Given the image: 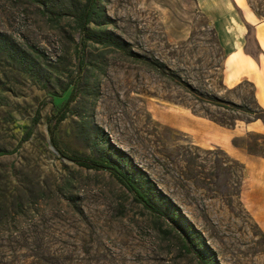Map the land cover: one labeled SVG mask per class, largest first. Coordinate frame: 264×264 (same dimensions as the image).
<instances>
[{
  "label": "rangeland",
  "instance_id": "1",
  "mask_svg": "<svg viewBox=\"0 0 264 264\" xmlns=\"http://www.w3.org/2000/svg\"><path fill=\"white\" fill-rule=\"evenodd\" d=\"M83 2L0 0V264H264L242 165L186 131L264 120L249 84H223L207 18L194 0H97L81 31ZM237 2L264 22V0ZM77 83L55 145L118 166L159 214L51 143ZM233 142L264 156V136Z\"/></svg>",
  "mask_w": 264,
  "mask_h": 264
},
{
  "label": "crops",
  "instance_id": "2",
  "mask_svg": "<svg viewBox=\"0 0 264 264\" xmlns=\"http://www.w3.org/2000/svg\"><path fill=\"white\" fill-rule=\"evenodd\" d=\"M194 4L209 21L224 55L223 84L227 88L249 84L255 104L264 111V22L237 0H194ZM186 126L189 137L200 146H217L242 165V201L264 230V156L233 142L249 134L264 136V120L227 129L190 118Z\"/></svg>",
  "mask_w": 264,
  "mask_h": 264
},
{
  "label": "trees",
  "instance_id": "3",
  "mask_svg": "<svg viewBox=\"0 0 264 264\" xmlns=\"http://www.w3.org/2000/svg\"><path fill=\"white\" fill-rule=\"evenodd\" d=\"M96 2L97 0H84L80 8L76 10L77 21L80 23L79 28L81 31L86 30L87 26L92 23L93 17L95 15ZM115 45L117 47H120V45H118L117 43H115ZM133 56H136V54H133ZM145 62H147L151 66H156L155 63H152L150 61L145 60ZM77 89H78V83L74 86V89L70 94V96L68 97L67 101L63 104V106L57 111V113L52 118L53 123L51 128L49 129V134L51 136V143L55 146L57 152L61 155V157L69 160L78 167L89 170H95V171L104 170L109 172L125 189H127L129 192L133 194L134 199L137 202L141 203L145 208H147L149 211L153 212L154 214H159L158 212L159 210H157L152 205L148 196L145 193H143L135 185V183L132 181L129 175L125 174L118 166L112 164L111 162L105 159H90L78 155H66L55 145L54 137H53L54 131L57 128V126L66 118V114L69 110L70 103L73 102V100L76 98ZM257 108L260 109L258 106ZM260 111L264 113L262 109H260ZM29 135L30 132L27 134L26 137H28ZM185 241L186 244L190 247V243L188 242V239L186 237H185ZM189 250L191 249L189 248ZM196 260L198 264H207L204 258L198 254H196Z\"/></svg>",
  "mask_w": 264,
  "mask_h": 264
}]
</instances>
